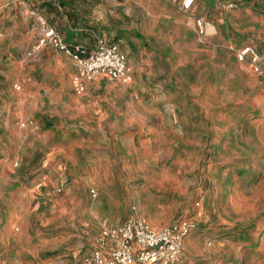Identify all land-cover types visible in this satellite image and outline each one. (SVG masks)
<instances>
[{"label":"rangeland","instance_id":"1","mask_svg":"<svg viewBox=\"0 0 264 264\" xmlns=\"http://www.w3.org/2000/svg\"><path fill=\"white\" fill-rule=\"evenodd\" d=\"M198 2L75 0L90 49L115 43L133 70L77 96L72 63L33 50L38 0H0V264H83L131 213L194 225L177 264H264V79L230 50L264 67V0Z\"/></svg>","mask_w":264,"mask_h":264},{"label":"built area","instance_id":"2","mask_svg":"<svg viewBox=\"0 0 264 264\" xmlns=\"http://www.w3.org/2000/svg\"><path fill=\"white\" fill-rule=\"evenodd\" d=\"M167 1L183 13L193 10L196 2V0ZM216 1L223 10L231 11L237 8L236 0ZM32 14L41 29V36L33 50L50 46L71 58L75 66V74L71 79L75 95L84 94L86 82L100 78L122 84L131 82V68L117 45L99 38L96 40V49L89 53L82 46L66 44L62 35L49 26L42 16ZM196 24L199 33L203 34L204 18H196ZM230 50L234 52L238 61H246L251 71L264 79L261 57L253 47L242 46L238 49L230 47ZM20 127L37 130V126L29 120L20 123ZM57 191H60V187ZM193 227L190 221L180 220L154 230L140 216L131 213L119 225L102 226L95 239V246L84 257L83 264H177L183 253V240Z\"/></svg>","mask_w":264,"mask_h":264},{"label":"crops","instance_id":"3","mask_svg":"<svg viewBox=\"0 0 264 264\" xmlns=\"http://www.w3.org/2000/svg\"><path fill=\"white\" fill-rule=\"evenodd\" d=\"M198 1L199 0H196L195 5L193 7V10H191L190 12H194L196 10L197 6L199 5V2ZM240 1H242V0H240ZM240 1L236 0V2H237V8L241 5ZM167 2H169V1H167ZM214 2L219 7L217 1L214 0ZM38 4L41 6V9L40 10L38 8L37 9H30V12L34 11L32 13H35L36 15L42 16L45 19V21L48 23L49 26L53 27L56 31H58L62 35V37L64 39V42L66 44H68L70 46H79V45H77V43L79 44V42H85V41H81V40L79 41L78 39H76L77 42L75 41V43H72L71 44V43H69L70 42L69 37H78L79 38V37H85V36L88 35L87 38H84V39L87 40V42L85 44H87V46H88L85 49L89 53L93 52L96 49V41H95L94 48L93 49H90L91 48V43H90L91 38L89 37V34L90 35H91V33L93 34L94 27L91 26L88 22H81L83 20L82 19L83 15L80 14L79 11L78 12L76 11L75 0H38ZM236 9H234V10H236ZM231 11H233V10H231ZM30 12H29V14L31 15ZM42 12L45 13V15ZM32 16H33V19L32 18L31 19L33 21V28L36 29L37 36H38L37 41H38L39 38H40V36H41V29L38 26V23L36 21V17L34 15H32ZM199 17H202V16L195 17V24H196V18H199ZM58 20L63 25H60L59 26L57 24V21ZM196 28H197V24H196ZM85 33H87V34H85ZM136 37L139 38L141 41H143L142 37H140L139 35H136ZM108 43L115 44V43H112V42H108ZM115 45H117V44H115ZM44 47L51 48L52 49L51 51H52V53H53V55H54L55 58H63V59L65 58V59H68L72 63L73 73L71 74V77H70V84H71L72 76L75 74V66H74V63L71 60V58H69L64 53L59 52V51L55 50L54 48H52L50 46H44ZM118 48H119V50L122 53H124L119 46H118ZM124 55L127 58V55L125 53H124ZM127 62H128V59H127ZM128 65H129V63H128ZM129 67L131 68L130 65H129ZM131 75L133 77V70H132V68H131ZM101 80H106V79L100 78L98 80L91 81V82H96L97 81L98 83H100ZM91 82H86L85 83V91H86L87 85L89 83H91ZM71 91H72V86H71ZM72 93H73V91H72ZM84 94H85V92H84ZM28 120L31 121L30 119H25L22 122H25V121H28ZM33 123L36 125L35 122H33ZM22 129L34 131V130L29 129V128H22ZM63 181H67V179L64 178ZM182 248H183V243H182Z\"/></svg>","mask_w":264,"mask_h":264}]
</instances>
